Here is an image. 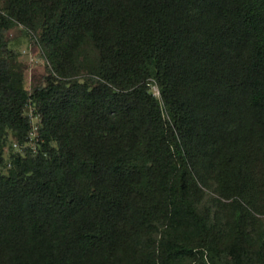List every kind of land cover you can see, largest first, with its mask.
<instances>
[{
    "label": "trees",
    "instance_id": "trees-1",
    "mask_svg": "<svg viewBox=\"0 0 264 264\" xmlns=\"http://www.w3.org/2000/svg\"><path fill=\"white\" fill-rule=\"evenodd\" d=\"M262 214L264 0H1L0 264H264Z\"/></svg>",
    "mask_w": 264,
    "mask_h": 264
},
{
    "label": "rangeland",
    "instance_id": "rangeland-1",
    "mask_svg": "<svg viewBox=\"0 0 264 264\" xmlns=\"http://www.w3.org/2000/svg\"><path fill=\"white\" fill-rule=\"evenodd\" d=\"M6 39L17 56V61L24 78V88L28 92H31L35 86L44 85L52 69L39 44L37 35L20 24H16L6 32ZM81 77L85 78L86 74L81 75ZM149 88L150 92H152L155 97L160 98L159 90L153 81L149 83ZM33 108L36 109L32 104L25 107V114L30 112ZM11 143L12 142H9L7 146L5 153L6 158H8L10 153L16 152ZM210 194L217 197L212 193ZM257 217L264 220V214L257 215Z\"/></svg>",
    "mask_w": 264,
    "mask_h": 264
},
{
    "label": "built area",
    "instance_id": "built-area-1",
    "mask_svg": "<svg viewBox=\"0 0 264 264\" xmlns=\"http://www.w3.org/2000/svg\"><path fill=\"white\" fill-rule=\"evenodd\" d=\"M30 129L27 134L26 140L24 143L14 142L12 147L16 150L17 153L23 154L26 149H30L32 153L37 151L39 144L41 143V138L39 135L40 129V115L34 109H31L30 112L26 114Z\"/></svg>",
    "mask_w": 264,
    "mask_h": 264
}]
</instances>
